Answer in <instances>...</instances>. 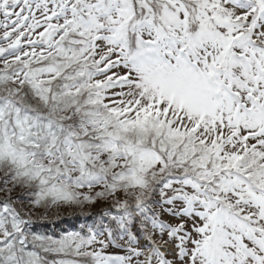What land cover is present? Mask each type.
I'll return each mask as SVG.
<instances>
[{"label": "snow or ice", "instance_id": "1", "mask_svg": "<svg viewBox=\"0 0 264 264\" xmlns=\"http://www.w3.org/2000/svg\"><path fill=\"white\" fill-rule=\"evenodd\" d=\"M0 264H264V0H0Z\"/></svg>", "mask_w": 264, "mask_h": 264}]
</instances>
